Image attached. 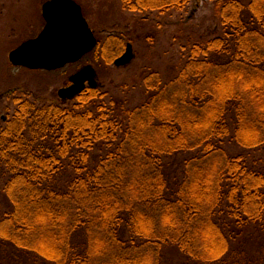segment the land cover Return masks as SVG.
Here are the masks:
<instances>
[{"label": "trees", "instance_id": "trees-1", "mask_svg": "<svg viewBox=\"0 0 264 264\" xmlns=\"http://www.w3.org/2000/svg\"><path fill=\"white\" fill-rule=\"evenodd\" d=\"M122 1L141 13L189 2ZM215 2L221 35L191 43L169 80L150 72L139 105L117 111L98 85L61 95L71 107L13 97L0 125V264H174L173 247L184 263L259 262L236 237L264 233V174L223 141L264 147V0Z\"/></svg>", "mask_w": 264, "mask_h": 264}, {"label": "rangeland", "instance_id": "rangeland-1", "mask_svg": "<svg viewBox=\"0 0 264 264\" xmlns=\"http://www.w3.org/2000/svg\"><path fill=\"white\" fill-rule=\"evenodd\" d=\"M45 1L0 0V125L16 107L13 97L19 95L27 99L37 96V103L64 102L65 106L71 107L76 101L72 96L61 97L60 91L69 85L68 76L82 66L94 71V80L105 104L117 111L123 106L139 105L148 97L144 78L150 72L157 71L163 81L169 80L186 59L191 43L222 33L216 0H189L181 11L150 10L143 13L124 8L122 0H76L97 39L96 47L80 60L53 71L14 66L9 61V53L42 29L41 5ZM243 1L247 3L249 0ZM114 37L122 41L118 42ZM128 44L132 47V59L126 64H116ZM9 89L15 91L7 96L5 93ZM223 147L229 155L239 154L243 165L264 174V147L244 149L230 138H225ZM183 156L179 154L170 159L173 165L169 169L174 170L177 179L181 177ZM6 205L0 192V212L6 209ZM255 233V228L253 231L249 227L236 240L246 238L248 251L260 253L257 264H264V233L253 235ZM164 253L174 264L185 261L177 248H167Z\"/></svg>", "mask_w": 264, "mask_h": 264}, {"label": "water", "instance_id": "water-1", "mask_svg": "<svg viewBox=\"0 0 264 264\" xmlns=\"http://www.w3.org/2000/svg\"><path fill=\"white\" fill-rule=\"evenodd\" d=\"M41 14L45 21L43 28L35 37L24 40L10 51L12 65L31 70H55L78 61L96 47L94 32L75 0H46ZM132 56V47L128 44L116 64H126ZM90 71L91 68L86 67L74 77L86 74L95 86Z\"/></svg>", "mask_w": 264, "mask_h": 264}, {"label": "flooded vegetation", "instance_id": "flooded-vegetation-1", "mask_svg": "<svg viewBox=\"0 0 264 264\" xmlns=\"http://www.w3.org/2000/svg\"><path fill=\"white\" fill-rule=\"evenodd\" d=\"M76 1V0H75ZM77 2V1H76ZM78 3V2H77ZM79 4V3H78ZM80 5V4H79ZM42 6V5H41ZM81 6V5H80ZM81 9H82V7H81ZM83 13V12H82ZM42 15V14H41ZM43 18V17H42ZM44 20V19H43ZM44 24H45V21H44ZM44 26V25H43ZM43 28V27H42ZM40 32V31H39ZM38 32V33H39ZM37 33V34H38ZM37 34H35L34 36H29L28 38H26L25 40H27V39H29V38H33V37H35ZM23 42V41H22ZM34 70H42V71H49V70H44V69H34ZM83 70H85V66H82V67H80L74 74H71L70 76H68V82L67 83H69V85H67L66 86V88L65 89H63V90H61L60 92V96L61 95H67L66 94V92H70V94H75L76 92H78L79 90H81V89H86L87 87H93V85L91 84V82H90V80H89V76L88 75H86V74H84V75H82L81 77H79V78H76V77H74L75 76V74L76 73H78V72H80V71H83ZM53 71V70H52ZM90 74L93 76V79H95V74H94V71L93 70H91L90 71ZM95 86H96V84H95ZM13 91H15V90H11V89H9L8 91H7V93H5V94H7V96L8 95H11L10 93H12ZM72 95H70V96H72ZM4 96V93L3 94H1V98Z\"/></svg>", "mask_w": 264, "mask_h": 264}]
</instances>
